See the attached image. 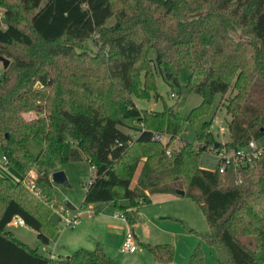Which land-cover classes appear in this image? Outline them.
I'll return each instance as SVG.
<instances>
[{
    "label": "trees",
    "instance_id": "obj_1",
    "mask_svg": "<svg viewBox=\"0 0 264 264\" xmlns=\"http://www.w3.org/2000/svg\"><path fill=\"white\" fill-rule=\"evenodd\" d=\"M0 7V55L10 61L0 75V147L21 174L18 182L0 175V264H118L100 246L45 257L8 231L21 219L50 246L58 230L51 215L74 210L51 174L80 160L96 171L80 213L109 203L133 227L154 196L183 191L201 207L210 226L204 239L220 264H264V148L247 166L231 163L221 173V159L204 169L201 156L225 146L206 121L198 144L185 140L169 152L216 95L230 116L229 150L264 136V0H0ZM88 39L96 50L84 46ZM157 67L170 84L189 68L188 84L172 107L140 110L136 98H158ZM192 92L203 102L184 118L179 108ZM129 118L141 125L138 134L120 128ZM161 133L166 144L156 139ZM32 139L37 155L27 148ZM144 249L157 264L175 259L169 245ZM189 264H206L199 249Z\"/></svg>",
    "mask_w": 264,
    "mask_h": 264
},
{
    "label": "rangeland",
    "instance_id": "obj_2",
    "mask_svg": "<svg viewBox=\"0 0 264 264\" xmlns=\"http://www.w3.org/2000/svg\"><path fill=\"white\" fill-rule=\"evenodd\" d=\"M3 14V8L0 7V14ZM114 18H111L109 23H113ZM84 46L91 50H96L93 39L85 41ZM150 57L155 62L157 51L153 50ZM0 71H3V64L0 62ZM191 73L189 68L183 69L178 77V84H170L164 79L161 70L157 67L156 79L158 98L152 99L141 98L135 99L138 109H146L152 111H163L166 108L172 107L179 99V92L188 84V77ZM263 83V82H262ZM261 87V86H260ZM261 88L258 89V93ZM174 93V95H172ZM225 98L231 97L230 94L224 96ZM221 95H216L215 100L210 108V112L205 114L196 123L189 125L187 130L183 132L177 139H175L169 148V152H174L180 148L183 141H190L191 143L198 144V134L203 130V124L206 121L212 122V131L217 142L222 143L223 148L220 151L226 150L227 153H232L226 144L230 141V134L227 127V122L230 116L225 109L218 105ZM203 97L195 92L189 93L185 103L179 108L182 117L186 118L191 113L190 111L201 105ZM26 118L31 119L32 114H25ZM126 126H120L122 130L131 131L138 134L136 128H140L139 122L135 118H129L125 121ZM161 141L166 144L169 137L161 133ZM258 148H264V136L255 140ZM30 153L37 155L40 151L35 139H32L28 144ZM3 151L0 147V175L6 176L13 182H18L21 174L13 166H7L3 161ZM201 167L204 169H216L220 164V157L216 150H210L201 156ZM66 174V182L64 184H55L58 195L65 201H68L75 210L81 208L85 199L86 185L96 175V171L91 167V164L86 160L79 162H69L64 164L61 169ZM132 182V186L136 184L137 175ZM36 172H31L26 182L28 184L33 182ZM60 208H57L50 217V222L58 230L51 239L50 246H45L38 239L37 232L30 228L15 227L9 225L8 230L14 237L28 245L31 249L37 251L45 256L50 257L51 253L56 255L57 258H67L71 253L79 250L94 251L105 243H108V250L105 251L108 257L118 264H157L152 256L144 249L145 244L152 246L169 245L174 249L175 259L172 264H189L193 253L199 249L204 255L206 264H220L216 250L212 248L204 239L210 233V226L207 223L204 213L192 199L187 197L178 198L175 201L163 195L154 196L153 203L144 205L140 208L139 217L140 222L133 227L130 225L119 224L114 219L115 210L109 203H100L93 206L92 209L82 212L81 225L77 228L64 227L61 221ZM72 210V216L77 214V211ZM97 210L99 212H97ZM89 213V214H87ZM92 213V214H90ZM97 218V216L104 219V222L115 226V232L123 228L124 237L128 234L129 230L134 231L137 245V252L135 254L121 253V249L125 243V238H118L117 236L111 237L107 235V227L104 224L98 226L86 224L89 221V216ZM94 218V219H95ZM84 225V228H82ZM114 228V229H115ZM113 229V228H112ZM69 253V254H68Z\"/></svg>",
    "mask_w": 264,
    "mask_h": 264
},
{
    "label": "built area",
    "instance_id": "obj_3",
    "mask_svg": "<svg viewBox=\"0 0 264 264\" xmlns=\"http://www.w3.org/2000/svg\"><path fill=\"white\" fill-rule=\"evenodd\" d=\"M2 19V13L0 14V20ZM2 71H0V75H1ZM172 95H174V93H172ZM156 139H161V136L158 135L156 137ZM262 149L258 148L256 145L255 140L250 141L249 145L246 147H241V148H237L236 151H232V153H227L228 151H226L225 149L220 151L218 153L220 160L222 159V165L220 166V172L222 173L226 166L234 163L236 166H247L249 164H252L253 161L258 158L259 154L261 153ZM3 161H6V157L3 156ZM33 184V182H32ZM75 210V209H74ZM60 216H61V221L64 227H71V228H76L79 224H80V220H81V213L78 210L77 214L72 216V209L69 208H65V207H61L60 210ZM116 218L121 219L122 221H124L126 224V219L124 216H122L119 213L115 214ZM13 225L15 226H25L24 221L19 219V220H15L13 222ZM125 243L121 249V253H134L137 250V245H136V240H135V236L134 233L129 230L128 234L125 237Z\"/></svg>",
    "mask_w": 264,
    "mask_h": 264
},
{
    "label": "crops",
    "instance_id": "obj_4",
    "mask_svg": "<svg viewBox=\"0 0 264 264\" xmlns=\"http://www.w3.org/2000/svg\"><path fill=\"white\" fill-rule=\"evenodd\" d=\"M19 179H20V177H19ZM19 179H18V181H19ZM163 196H165V197H169L170 199H173L174 201H175V199L177 200L178 198H183V197H185V196H177V195H175V196H171V195H163ZM68 202V201H67ZM69 203V202H68ZM152 203H153V199H152ZM70 204V203H69ZM127 204V203H126ZM71 205V204H70ZM72 206V205H71ZM112 206V205H111ZM91 212H93V211H95L96 212V210H93L92 209V207H91ZM97 212H99L98 210H97ZM94 213V212H93ZM117 212L115 211V214H116ZM81 214H82V212H81ZM87 214H89V213H87ZM90 214H92V213H90ZM115 214H114V219L115 220H117L118 222H119V224L120 223H122V224H124V225H127L124 221H122L121 219H119V218H116L115 217ZM95 217H93V215H90L89 216V221L88 220H86V224L88 225V226H90V225H95V226H98L99 224H104L106 227H107V235H109V236H111V237H114V236H117L118 238H123L124 237V230H123V228H121V229H119L118 230V232H115V230H116V228H115V226H113L112 227V225H110L109 223L110 222H107V221H105L104 222V219L103 218H101V217H99V216H97V218H95ZM10 225H13V223H11ZM81 225V223L77 226V227H79ZM15 226V225H14ZM129 226V225H128ZM15 227H22V228H27L26 226H15ZM76 227V228H77ZM82 228H84V225H83V227ZM113 228V229H112ZM115 228V229H114ZM9 231V230H8ZM133 233H134V231H133ZM134 236H135V234H134ZM125 238V237H124ZM137 239V237L135 236V240ZM24 244V243H23ZM101 247V246H100ZM103 250L104 251H107L108 250V243H105V245H103ZM137 252V250L134 252V253H130V254H135ZM69 254V253H68ZM129 254V255H130ZM50 257H52V258H57L56 257V255H54V254H52L51 253V256ZM68 257V256H67ZM59 258H64V257H59Z\"/></svg>",
    "mask_w": 264,
    "mask_h": 264
},
{
    "label": "water",
    "instance_id": "obj_5",
    "mask_svg": "<svg viewBox=\"0 0 264 264\" xmlns=\"http://www.w3.org/2000/svg\"><path fill=\"white\" fill-rule=\"evenodd\" d=\"M0 62H2L3 67L7 68L10 61L8 59H6L5 57L0 55ZM51 179L53 181V183H57V184H64L66 182V174L64 173V171L62 170H57L52 172L51 174ZM180 196H185L186 193L183 191H178Z\"/></svg>",
    "mask_w": 264,
    "mask_h": 264
}]
</instances>
